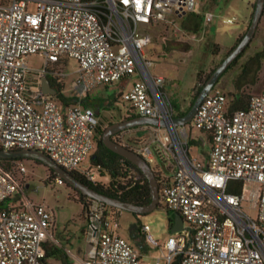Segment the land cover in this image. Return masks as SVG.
I'll return each instance as SVG.
<instances>
[{
	"label": "built area",
	"instance_id": "obj_1",
	"mask_svg": "<svg viewBox=\"0 0 264 264\" xmlns=\"http://www.w3.org/2000/svg\"><path fill=\"white\" fill-rule=\"evenodd\" d=\"M197 5L198 0H0L1 150L39 151L67 172L98 180L92 166L82 167L95 147V111L81 103L64 107L41 88L44 76L60 84L65 74L57 67L69 60L77 66L75 98L136 76L122 100L136 116L164 125L147 126L155 132L153 142L173 160L172 176L160 177L159 202L187 226L171 235L159 256L145 262L112 228L116 221L107 205L94 200L85 217L84 257L70 264H264V90L240 110H233L230 98L215 87L205 97L188 124L209 144L202 165L188 154L187 125H172L165 79L147 72L153 64L144 48L152 38L143 28L194 13ZM211 20L207 13L203 23ZM31 55L44 58L43 69L28 67L25 59ZM161 129L166 130L164 142ZM132 151L149 165L154 162L150 146ZM25 173L23 161L7 171L0 168V264H43L47 243L54 242L53 217L44 205L15 204ZM54 181L63 182L59 176ZM229 182H241L240 192L227 193ZM243 203L257 211L256 220ZM149 231V226L140 230L159 247Z\"/></svg>",
	"mask_w": 264,
	"mask_h": 264
},
{
	"label": "rangeland",
	"instance_id": "obj_2",
	"mask_svg": "<svg viewBox=\"0 0 264 264\" xmlns=\"http://www.w3.org/2000/svg\"><path fill=\"white\" fill-rule=\"evenodd\" d=\"M255 1L211 0L201 4L202 1L198 0L194 13H186L181 17L173 16L171 22L147 27L146 30L151 36L152 42L144 48V51L146 59L153 64L147 72L151 77L162 76L165 79L166 85L164 84L163 94L165 93L164 96L168 100H176L183 111L189 107L197 75L203 78L210 70L216 68L232 49L238 29L237 21L242 15L253 11L252 5L255 4ZM207 13L212 14V20L210 23L204 24L203 18ZM228 19L233 22L227 23ZM246 30L247 27L241 34ZM254 56H257L256 60L251 61ZM25 61L28 67L33 70H40L45 66L44 58L41 55L28 56ZM243 66H245L244 69ZM76 67L73 60L66 62L62 68L57 67V70H61L65 74L60 83L62 84V94L65 97L75 98L77 95L73 90ZM136 78L133 76L131 80ZM192 79L194 85L188 90V82ZM237 86L239 90L236 89ZM215 88L227 96L237 91L251 96L264 90V18H261L246 52L235 66L219 79ZM121 90L120 85L114 83L107 87L99 86L88 93L89 102L96 105L92 109L96 111L104 128L108 126V123L120 122L129 109V105L121 98L116 105L111 106L109 103V98L121 93ZM170 91H175V93L171 95ZM185 129L188 140L193 139L199 143L189 148L190 156L198 163L205 164L209 144L205 142L204 135L192 125H187ZM165 131L161 129L159 132L160 140L163 142L165 141ZM154 137L155 132L152 128L142 126L127 131L124 134V141L132 139V143L125 142V145L132 149L150 146L153 151V148L158 145L162 158L166 162L163 164L154 155V162L150 163V166L156 170V173L168 177L172 172V157L158 143L153 142ZM23 163L26 167V173L21 177L23 192L16 194L15 204L44 205L51 212L54 242L47 243L48 251L55 248L59 251H57L56 257L47 259V264H70L74 258H83L85 219L81 205L73 200L77 195L76 192L64 181L61 184L56 183L51 178V172L40 162L24 160ZM87 165L88 158L82 167ZM12 166H15V163ZM167 168H170L169 172L166 170ZM53 174L57 176L55 173ZM106 180L104 179V182ZM248 187L255 189L257 185L248 184ZM242 206L251 219H257L255 209H250L248 203H243ZM169 216L171 213L165 209L161 202L155 210L138 218L127 211L120 210L119 217L112 224V228L141 252L145 262H152L161 254V248L172 235L168 228ZM140 226H149L150 231L147 235L159 247L154 246L151 241L145 240V235L138 230ZM186 226L184 224V227ZM135 242H139L141 246L138 247Z\"/></svg>",
	"mask_w": 264,
	"mask_h": 264
},
{
	"label": "trees",
	"instance_id": "obj_3",
	"mask_svg": "<svg viewBox=\"0 0 264 264\" xmlns=\"http://www.w3.org/2000/svg\"><path fill=\"white\" fill-rule=\"evenodd\" d=\"M254 6L255 4L252 5V10L254 9ZM252 13L250 16V20L252 18ZM243 35L244 33L236 38L234 45L242 38ZM247 49L248 47L246 48V50ZM246 50L244 51V53L246 52ZM244 53H242L237 58V60L232 63V65L228 68V70L225 73H227L231 68L235 66L237 61L243 56ZM257 56H254L253 58H251V61H255ZM244 67L245 66H243V69ZM214 69L210 70V72L206 74L203 78L197 75V81L195 83V86L192 88V97H191L190 105L186 110L184 111L180 110V106L176 100L174 99L169 100L170 106L173 111L172 113L173 118L183 116L190 109L197 94L200 92L205 81L208 79V77L210 76V74L212 73ZM49 78L54 83L58 91L56 95V100L60 102L64 107H67L69 105H74L76 103H81L84 107H90V108H93L96 106V105H93L91 102H89L88 95L85 96V99H82V100H78L77 98H73V97H65L62 94V84H57L55 78H51V77ZM236 89L239 90V87L237 86ZM228 96L230 97V100H231L230 104L233 110L245 109L248 105V101L250 98V95H247L244 92H239V91L233 94L232 93L228 94ZM120 98L122 100V93H119L115 96L110 97L109 98L110 105L111 106L116 105L119 102L118 100ZM134 117H136V115L134 114L133 109L129 107V109L126 111L125 115L123 116L121 120H128ZM110 124L111 123H108V125ZM138 128L140 127H135V128L117 133L112 136V140L118 144L124 145L125 147L129 149H132V147L125 145V142L132 143L133 140L125 139L124 141V134L127 131L135 130ZM104 130L105 128L103 127L101 121L99 120V124L97 126L96 137H95V147H94L92 154L90 155L88 159V164L92 166L98 174V180L91 182L79 171H71L69 173L78 181L88 185L89 187L96 190L97 192L107 195L109 197L120 199L124 202L132 203V204L140 205V206L149 204L151 201V194H150L148 180L134 164H132L130 161L122 158L121 156L115 154L114 152L106 148V146L103 144V141H102V135H103ZM197 144H198V141H195L193 139L188 140V143H187L188 154H190L189 148ZM153 151H154V155L159 160H161L162 163L164 164L166 161L162 158L161 151L157 147H154ZM24 160H30V159H0V168H2L4 171H7L12 167V164L18 161H24ZM152 170L159 184L160 177L162 175L156 173V170L154 168H152ZM166 170L169 172L170 168H167ZM50 172H51V178H53L54 180L56 176L53 174L52 171ZM172 172H173V166H172ZM172 172H171V175L169 176H172L173 174ZM104 179H107L106 182H104ZM241 185H242L241 182H229L226 188V192L230 194H237L241 190ZM74 191L76 192L77 195L75 198H73V200L77 201L81 205L82 213L85 219L86 214L88 212V208L94 200L86 195H83L82 193L76 190ZM107 207L109 210V214L114 217L115 221H117L120 210L113 208V207H109V206ZM165 209L171 213V216H169L167 220L168 228L169 230H171L173 226V222H174V214L176 213L169 210L166 207ZM132 215L135 218L143 216V215H138V214H132ZM141 228L142 226H140L138 230L140 231ZM57 251H59L57 248H55L54 250H50V251L47 250L45 254V258L43 259V264H47V259L56 257Z\"/></svg>",
	"mask_w": 264,
	"mask_h": 264
},
{
	"label": "water",
	"instance_id": "obj_4",
	"mask_svg": "<svg viewBox=\"0 0 264 264\" xmlns=\"http://www.w3.org/2000/svg\"><path fill=\"white\" fill-rule=\"evenodd\" d=\"M263 12H264V0H256L252 13V18L250 20V24L246 32L244 33L242 38L227 53L224 59L212 71L208 79L205 81L202 89L197 94L190 109L183 116L172 118V125L175 128L185 127L191 122L201 102L216 86L219 79L228 70V68L232 65V63L236 61L237 58L242 53H244V51L250 45L252 39L254 38L255 32L257 30ZM182 15H185V13L183 12ZM41 88L43 94L45 95H52V96L56 95V91L51 88L48 78L46 76L42 77ZM142 126L164 127V125L162 123H159L156 119L136 116L128 120H123L108 125L103 132L102 141L107 149H109L110 151L114 152L115 154L121 156L122 158L134 164L148 180L150 194H151V201L149 204L143 206L124 202L120 199L112 198L97 192L88 185L75 179L69 172L57 166L48 156H46L44 153H41L39 151H33V150L5 151L0 149V159H30V160L38 161L41 164H43L45 167L50 169L57 176H59L69 187H72L74 190L82 193L83 195L90 197L95 201H99L109 207H113L118 210L127 211L131 214L146 215L152 212L153 210H155L159 204V185L156 180L155 174L151 166L146 162L144 158H142L140 155H138L136 152L132 151L131 149L121 144H118L112 140V136L117 133ZM183 226H184V222L182 217L177 213L174 214V222L170 230L171 233L174 234L183 230ZM136 244L138 247L141 246L139 242H137ZM90 247L91 245H87L86 251H88Z\"/></svg>",
	"mask_w": 264,
	"mask_h": 264
},
{
	"label": "crops",
	"instance_id": "obj_5",
	"mask_svg": "<svg viewBox=\"0 0 264 264\" xmlns=\"http://www.w3.org/2000/svg\"><path fill=\"white\" fill-rule=\"evenodd\" d=\"M253 12V11H252ZM251 12V13H252ZM251 13H246V14H244V15H242L240 18H239V20L237 21V24H238V29L236 30V37H235V39L246 29V27L249 25V23H250V16H251ZM261 18H264V12H263V15H262V17ZM171 22L172 21V17H170V18H168V22ZM159 24H161V23H159ZM155 25H157V24H155ZM153 26V25H152ZM147 28H143V30L144 31H146L147 32V30H146ZM145 55H146V53H145ZM162 77V76H161ZM130 83H131V79H127V80H124V81H122V82H120V83H118L119 85H120V87H121V93L122 92H124L128 87H129V85H130ZM167 83V82H166ZM166 85V84H165ZM193 85H194V80L192 79V81L191 80H189V82H188V90H190L192 87H193ZM171 87H174V86H171ZM166 91V90H165ZM167 92V91H166ZM175 93V91L173 92V91H170L169 92V94H174ZM91 100H92V98H91ZM180 109L181 110H183L181 107H180Z\"/></svg>",
	"mask_w": 264,
	"mask_h": 264
},
{
	"label": "flooded vegetation",
	"instance_id": "obj_6",
	"mask_svg": "<svg viewBox=\"0 0 264 264\" xmlns=\"http://www.w3.org/2000/svg\"><path fill=\"white\" fill-rule=\"evenodd\" d=\"M48 78V81H49V83H50V86H51V88L52 89H54L55 91H56V95H57V93H58V91H57V89H56V87H55V85H54V83L50 80V78L49 77H47ZM55 95V96H56ZM47 168V167H46ZM48 169V168H47ZM49 171H51L50 169H48ZM70 188H72V187H70ZM73 189V188H72ZM74 190V189H73ZM136 243V242H135Z\"/></svg>",
	"mask_w": 264,
	"mask_h": 264
}]
</instances>
